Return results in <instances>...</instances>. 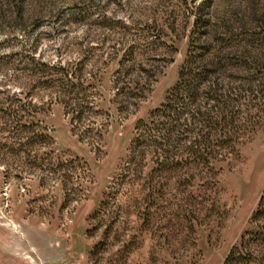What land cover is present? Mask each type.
<instances>
[{"label":"rangeland","instance_id":"1","mask_svg":"<svg viewBox=\"0 0 264 264\" xmlns=\"http://www.w3.org/2000/svg\"><path fill=\"white\" fill-rule=\"evenodd\" d=\"M208 40L228 95L199 101L228 118L203 159L188 131L133 148ZM263 198L264 0H0V264H225L244 238L235 264H264Z\"/></svg>","mask_w":264,"mask_h":264},{"label":"trees","instance_id":"2","mask_svg":"<svg viewBox=\"0 0 264 264\" xmlns=\"http://www.w3.org/2000/svg\"><path fill=\"white\" fill-rule=\"evenodd\" d=\"M208 3L209 1L205 2V4ZM199 23L203 27H207L208 20H200ZM202 33L207 34L208 31L204 30ZM196 37L200 39L201 36L198 34ZM198 48L199 52L194 54L191 53L187 62L182 67L180 72V80L168 93L166 102L160 108L154 111V118L152 116L151 123H143L137 127V136L134 139L133 148L137 149L138 146H142L146 143V141H148L145 135L148 129L158 130V135L160 136H158V140H153L152 144L156 145L157 148L162 150L163 148L167 147V145H171L175 141L180 140V135H183L181 131H188L198 136L194 141H191L190 147L188 148L190 153L197 155V157L200 159H203V155L206 153L208 147L211 146L209 138L211 136V130H213L215 127H218L219 125L222 126L227 124V113L221 115L219 120H215L212 115V111L217 106H208L207 103L201 104L199 101L200 99H213L218 101V97H225L228 95V87L222 84L218 75L221 73L222 68L225 70V67L221 65L220 61L215 62V55L219 52L215 51L209 40L205 44L199 45ZM62 74L64 77L66 76V79L62 78L59 86L62 88V91H64L63 93L65 95H68L69 97L72 94L78 96L85 93L86 88L83 87V82H81V74H78L76 71H70L69 69L63 71ZM72 78H76V81L78 82H73ZM122 89L123 88L120 87L119 90ZM183 96L187 97L189 101L186 104H182V108H179L178 105L181 103ZM72 98L73 97H71V100H73ZM83 98L84 96H82L80 99L83 100ZM70 105V98H68V100L65 101V106L69 109ZM89 107L90 106L88 104L83 103L82 105H79L78 109L73 108L74 110H72V113H76V117L74 116L73 120H81L84 113L90 111ZM26 110L27 108L25 106H21L16 111L18 114H24ZM69 112L70 110H68V113ZM202 120H205L204 122H206L205 128L210 129H208L205 134H201L200 132L202 131L195 133L194 131L196 124ZM163 123H165V126L160 127ZM32 125L33 123L30 121H23L22 119L18 120L15 125L16 127L12 130L15 131L13 138L19 142L24 139L28 145L43 141L46 136L39 132L37 134H33L34 129ZM192 125L194 126V129L191 128ZM203 144H205L204 148L201 147ZM165 151L167 152V150ZM135 154L136 153H134V156ZM263 214L264 210H259L255 214L254 219H259ZM252 236L257 237L259 236V233H255L254 235L252 233ZM244 246L245 238L242 240L240 246H235L231 250L225 260V264H235L244 260L248 254V252L242 250Z\"/></svg>","mask_w":264,"mask_h":264}]
</instances>
